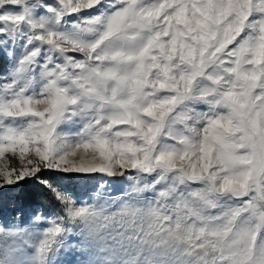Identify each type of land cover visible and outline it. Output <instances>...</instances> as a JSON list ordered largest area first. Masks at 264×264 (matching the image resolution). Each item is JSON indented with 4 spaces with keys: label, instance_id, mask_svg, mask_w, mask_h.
I'll use <instances>...</instances> for the list:
<instances>
[{
    "label": "snow or ice",
    "instance_id": "1",
    "mask_svg": "<svg viewBox=\"0 0 264 264\" xmlns=\"http://www.w3.org/2000/svg\"><path fill=\"white\" fill-rule=\"evenodd\" d=\"M0 241L264 264V0H0Z\"/></svg>",
    "mask_w": 264,
    "mask_h": 264
},
{
    "label": "trees",
    "instance_id": "2",
    "mask_svg": "<svg viewBox=\"0 0 264 264\" xmlns=\"http://www.w3.org/2000/svg\"><path fill=\"white\" fill-rule=\"evenodd\" d=\"M24 188H25V191H27L33 195H36L38 198H42L41 197L42 189L40 188L39 185L35 184L34 181L24 182Z\"/></svg>",
    "mask_w": 264,
    "mask_h": 264
},
{
    "label": "rangeland",
    "instance_id": "3",
    "mask_svg": "<svg viewBox=\"0 0 264 264\" xmlns=\"http://www.w3.org/2000/svg\"><path fill=\"white\" fill-rule=\"evenodd\" d=\"M0 246H2V241H0Z\"/></svg>",
    "mask_w": 264,
    "mask_h": 264
}]
</instances>
